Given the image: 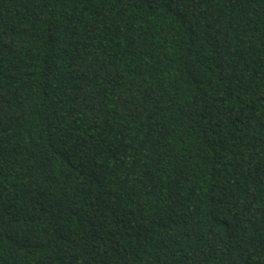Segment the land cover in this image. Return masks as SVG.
I'll list each match as a JSON object with an SVG mask.
<instances>
[{"label": "trees", "instance_id": "1", "mask_svg": "<svg viewBox=\"0 0 264 264\" xmlns=\"http://www.w3.org/2000/svg\"><path fill=\"white\" fill-rule=\"evenodd\" d=\"M0 264H264V0H0Z\"/></svg>", "mask_w": 264, "mask_h": 264}]
</instances>
